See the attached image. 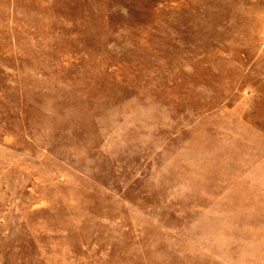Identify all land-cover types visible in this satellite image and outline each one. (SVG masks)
Instances as JSON below:
<instances>
[{"label": "rangeland", "instance_id": "374dc122", "mask_svg": "<svg viewBox=\"0 0 264 264\" xmlns=\"http://www.w3.org/2000/svg\"><path fill=\"white\" fill-rule=\"evenodd\" d=\"M116 257L264 264V0H0V264Z\"/></svg>", "mask_w": 264, "mask_h": 264}, {"label": "bare ground", "instance_id": "6f19581e", "mask_svg": "<svg viewBox=\"0 0 264 264\" xmlns=\"http://www.w3.org/2000/svg\"><path fill=\"white\" fill-rule=\"evenodd\" d=\"M242 5V4H241ZM244 7V6H243ZM243 12V11H241ZM246 13V11H245ZM244 13V14H245ZM253 15V14H252ZM257 15V14H255ZM254 15V16H255ZM251 16V15H250ZM257 17V16H256ZM256 17H254L256 19ZM249 18V17H248ZM252 20V19H251ZM49 117V116H47ZM48 122L50 123L51 122V118H47ZM50 186V185H49ZM83 187L84 189L81 190L80 192H77V193H74V192H71L69 190H66L65 192V195L64 197H62V200H61V203H62V206L64 207V212L66 213H70V212H73L72 216L73 218L72 219H77V220H82V216H81V209L87 207L88 205V200L89 199H92V198H96V195L95 194H90L89 192L86 191L85 187H86V183H83ZM54 188V187H53ZM43 193V192H42ZM96 193V191H95ZM42 199V198H41ZM52 200V199H51ZM70 200H72L70 202ZM53 202V201H52ZM54 204V203H53ZM57 205V204H56ZM50 206V205H49ZM22 219V218H21ZM18 221V220H17ZM86 221H84L83 224H85ZM89 223V219H88V222ZM69 226V222L65 225V227H68ZM70 227H72V225H70ZM33 230V228H32ZM35 230V229H34ZM29 233V232H28ZM45 253V252H44ZM92 253V252H91ZM50 256V255H49ZM130 256V255H129ZM196 259H199L203 262H208L206 260H202L200 257L199 258H196ZM47 261V260H46ZM121 261H124L122 259H119V257H116V259H114L113 263L112 264H119ZM137 263L136 260L134 259H131L128 260V261H125V262H122V264H135ZM148 264H167L166 261L164 260H159V259H154V260H148L147 261ZM168 264H174V263H168Z\"/></svg>", "mask_w": 264, "mask_h": 264}]
</instances>
